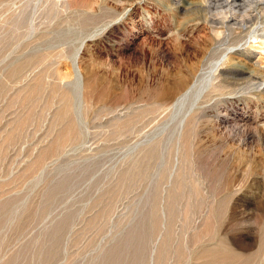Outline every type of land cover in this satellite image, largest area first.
I'll list each match as a JSON object with an SVG mask.
<instances>
[{
	"label": "rangeland",
	"instance_id": "obj_1",
	"mask_svg": "<svg viewBox=\"0 0 264 264\" xmlns=\"http://www.w3.org/2000/svg\"><path fill=\"white\" fill-rule=\"evenodd\" d=\"M189 1L71 0L35 37L0 0V264H264V73L208 84Z\"/></svg>",
	"mask_w": 264,
	"mask_h": 264
},
{
	"label": "bare ground",
	"instance_id": "obj_2",
	"mask_svg": "<svg viewBox=\"0 0 264 264\" xmlns=\"http://www.w3.org/2000/svg\"><path fill=\"white\" fill-rule=\"evenodd\" d=\"M31 1H33L31 7L19 14V26L24 33L34 32L37 35L35 37L47 36L59 29L63 22L69 25L73 19L88 13L71 3V0ZM166 2L172 12L178 11L177 0H166ZM26 4L27 2L24 3L25 7ZM39 8L37 17L40 19L36 21V12ZM186 9L198 14L197 17L212 32L211 37L216 44L214 52H211L210 67L217 75L213 73L209 76L208 84L215 86L216 83H210L211 80L223 72L264 73V64L251 61L247 48L233 49L234 45H240L239 41L247 38L250 43L253 42L256 47L264 50V0H190ZM220 11L226 13V19L217 16ZM39 24H41L40 28H38ZM262 82L264 79L258 83Z\"/></svg>",
	"mask_w": 264,
	"mask_h": 264
},
{
	"label": "clouds",
	"instance_id": "obj_3",
	"mask_svg": "<svg viewBox=\"0 0 264 264\" xmlns=\"http://www.w3.org/2000/svg\"><path fill=\"white\" fill-rule=\"evenodd\" d=\"M217 16L220 17V18H224L226 19V13L224 11H220L217 13Z\"/></svg>",
	"mask_w": 264,
	"mask_h": 264
}]
</instances>
